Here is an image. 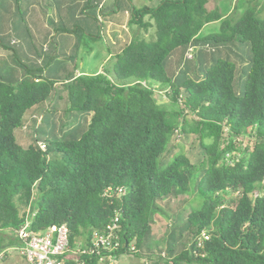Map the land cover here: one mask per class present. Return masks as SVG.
<instances>
[{
    "label": "trees",
    "instance_id": "1",
    "mask_svg": "<svg viewBox=\"0 0 264 264\" xmlns=\"http://www.w3.org/2000/svg\"><path fill=\"white\" fill-rule=\"evenodd\" d=\"M101 1L40 3L88 11ZM257 1L247 0L239 15L208 9L209 0L133 7L128 23L140 35L114 52L100 72L74 76L75 66L64 77L43 74L39 66L16 76L0 72V252L19 245L15 230L29 207L34 231L66 225L63 257L70 264H77L72 257L97 264L96 255L75 248L104 232L115 214L117 253L144 259L123 264H264V16ZM214 21L218 31L200 36ZM61 31L77 33L78 27ZM96 38L88 34V40ZM239 43L248 46L245 59ZM188 48L191 58L185 56ZM154 86L165 89L168 107L156 101ZM46 105L56 115L53 124L76 109L87 118L83 124L67 119L40 139L45 115L34 112ZM26 127L22 142L18 134ZM175 134L198 140L197 163L182 152L163 158ZM222 141L227 144L220 147ZM257 188L261 192L252 198ZM177 192L196 193L200 203L177 230H169L164 248H153L152 215Z\"/></svg>",
    "mask_w": 264,
    "mask_h": 264
},
{
    "label": "rangeland",
    "instance_id": "2",
    "mask_svg": "<svg viewBox=\"0 0 264 264\" xmlns=\"http://www.w3.org/2000/svg\"><path fill=\"white\" fill-rule=\"evenodd\" d=\"M30 1L21 0L19 4L16 5L9 0H0V42L3 45H0L1 73L5 72L15 75L19 74L26 67L34 68L36 66L44 67V71H42L43 74L49 72L57 74L60 77L72 74L74 66L76 71L94 73L107 64V47L111 51H115L124 43L121 38H117V34L114 30L120 29L121 25L118 24V22L126 19V14L124 12L125 7L128 6L131 11L133 7L139 8L143 5L153 6L156 4L157 0H120L118 5L115 4L116 0H106L104 7L105 11H102V16L97 15V9L95 7L86 11L73 4H63L60 6L44 5V8L50 13L51 11L55 13L63 8L66 14L63 19H59L56 16L58 21L55 24L53 22L54 20H52V22L49 20L48 22V29H50L51 35L48 39L49 42L55 44L53 39H55L57 35L63 39L62 41H65L66 38L68 40L67 43L63 42L64 45L62 44L58 47L57 54L54 58H50L46 55L47 51L40 47L39 38H37L39 31L36 28L35 19L33 17H27V7ZM257 4L260 15L264 16V0H258ZM246 6L247 0H209L206 4L208 9L217 7L224 15L230 13L239 15ZM28 11V15H30L29 13L31 12L30 10ZM95 15L97 20L94 19ZM128 17L130 18V15ZM113 20L115 23L112 22ZM107 25L111 26H109L110 30L107 29ZM129 25L132 29H138L135 24ZM74 26L78 27L77 33L68 34L61 31L63 27L72 28ZM218 27V21L205 24L200 30L199 35L203 36L207 33L217 32ZM90 33L98 35V38L92 41L88 40V34ZM79 34L82 35L79 36ZM64 37L66 38L64 39ZM12 41L14 42L12 43ZM70 41L73 42V44L70 45ZM238 47L244 59L249 56L250 52L247 45L239 43ZM48 53L51 54V51ZM39 54L41 56L40 58L37 57ZM65 55H74L75 59H67ZM244 63L246 64L248 62L245 60ZM245 64H243V66ZM154 95L156 101L161 106L168 107L165 89L154 86ZM61 104L63 109H67L66 105L60 103V105ZM73 113L72 115L70 112H64L61 115V119H54V124L52 123L53 120L51 119L50 113H46L41 126H39L37 130V137L45 139L51 132H58L59 125L66 126L64 122L67 119L74 118L83 124L84 119L87 118L86 113L79 109L74 110ZM185 117L187 120H191L192 114H187ZM60 120H63V122L61 123ZM30 128L31 127H26V129L20 131L18 134L22 142L27 140L26 134ZM65 128L68 127H64V129ZM17 132L18 130L15 131V133ZM58 136H60V134H58ZM226 144L227 141H222L220 142V147ZM198 146V140L194 139L191 134L187 136L175 134L172 136L163 158L168 160L173 157V153L182 152L187 154L192 162L197 163V158L199 156ZM234 146L239 152H244V146L238 139H235ZM260 190V188H257L254 194L250 196L253 198L255 194L261 192ZM199 203L200 198L196 193L194 195L182 192H177L171 198L160 203V210L155 211L152 215V234L149 245L153 248H164L169 230H177L179 225L183 223L191 207L198 206ZM179 208L182 209L179 211ZM178 211L180 215L176 219L175 214ZM4 232L5 234L3 237L6 241L11 240L9 237L10 233L8 231ZM17 246L18 245L7 246L3 249L5 254L3 258L2 256L0 257V264H25L23 257L17 250ZM141 261H144V259L137 258L132 254H125L124 256H120L118 264L139 263Z\"/></svg>",
    "mask_w": 264,
    "mask_h": 264
},
{
    "label": "built area",
    "instance_id": "3",
    "mask_svg": "<svg viewBox=\"0 0 264 264\" xmlns=\"http://www.w3.org/2000/svg\"><path fill=\"white\" fill-rule=\"evenodd\" d=\"M103 1V0H102ZM102 1L97 9L102 6ZM14 41H12L13 43ZM192 48H188L185 53L187 58L192 57ZM40 148H44L42 142H38ZM121 190V188H119ZM34 212H30L29 207L26 210V216L22 224L15 230L19 241L17 250L23 257L26 264H70L63 255L68 250V231L64 223L51 224L43 230L34 231L31 229V218ZM118 214H115L106 229L102 233L94 232L90 241L81 247L78 245L75 249L80 254H94L97 256V264H118L120 256L128 253L118 254L120 239L118 236L119 226L117 224ZM133 249V246L130 247ZM4 251L0 252V257ZM164 255V252H162ZM72 261L77 264H84L77 257H72Z\"/></svg>",
    "mask_w": 264,
    "mask_h": 264
},
{
    "label": "crops",
    "instance_id": "4",
    "mask_svg": "<svg viewBox=\"0 0 264 264\" xmlns=\"http://www.w3.org/2000/svg\"><path fill=\"white\" fill-rule=\"evenodd\" d=\"M160 0H157L156 1V4L159 3ZM120 2V0H116L115 1V4L118 5V3ZM105 3H106V0H103L102 1V6H103V11L104 10V7H105ZM155 4V5H156ZM63 5V4H62ZM79 6V5H78ZM80 7V6H79ZM28 10H30L31 13H29L30 15H28ZM124 12L126 14V19L122 20V21H119L118 24L121 25V28L118 29V30H114L115 33L117 34V38H121L122 39V42L126 43L128 42L133 36L135 35H140L141 31L138 30V29H132L128 23L129 21V7H125L124 9ZM60 14V15H58ZM65 9H60L58 10L57 12H52L51 13L46 10L44 7L41 6V3H40V0H35L34 3H31L28 7H27V17H33L35 19V25H36V28L37 30L39 31L38 32V36L37 38H39V43H40V47H42V49L44 48L47 53L50 52L51 50V54H57V49L60 45L63 44V42L67 43L68 40L66 37H64V39L66 38L65 41H62L63 39L61 37H59L58 35L56 36L55 39H53L55 41V44L52 42H49L48 39L51 37L50 35V29H48V22L49 20L52 22V20H54V24L58 21L57 18L59 19H63L65 17ZM57 16V18H56ZM113 23H115V21L113 20L112 21ZM110 25H107V29H109ZM110 30V29H109ZM153 31V29H149V32L148 33H151ZM64 32V31H63ZM65 33H68V34H72L73 32H65ZM147 35V34H145ZM63 37V36H62ZM69 37V36H68ZM61 38V39H60ZM52 40V39H51ZM70 45L73 44V42H69ZM76 43V42H75ZM74 43V45H75ZM123 43V44H124ZM122 45H120L118 47V49H116L115 51H111L108 47H107V56H106V60L108 61L110 56L114 53V52H118L121 48H122ZM64 45V44H63ZM196 49V47L194 48V50ZM37 52V51H36ZM40 53V52H39ZM179 55V54H178ZM65 56H68V55H65ZM177 56H176V60L174 61H177ZM102 69V68H101ZM100 70H97L95 71L94 73H97V72H100ZM55 76H59L57 74H54V73H51ZM81 74H93V73H86V72H80V71H76V68L74 70V73L73 75L74 76H77V75H81ZM9 75H12V74H9ZM18 74H15V75H12V76H16ZM60 77V76H59ZM62 93V92H61ZM63 95V93H62ZM64 100V97H62V101ZM49 106V105H48ZM48 106H43L39 109H37V111L34 112V114H37V115H40V116H44L47 112H48ZM39 110V111H38ZM33 115V114H32ZM52 116H56L55 114H50ZM25 263V261H24ZM26 264V263H25Z\"/></svg>",
    "mask_w": 264,
    "mask_h": 264
}]
</instances>
